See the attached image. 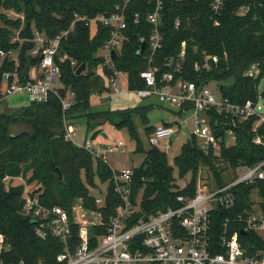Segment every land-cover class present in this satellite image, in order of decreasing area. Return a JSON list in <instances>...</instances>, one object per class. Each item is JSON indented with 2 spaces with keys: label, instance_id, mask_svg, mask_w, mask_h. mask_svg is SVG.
Instances as JSON below:
<instances>
[{
  "label": "trees",
  "instance_id": "obj_1",
  "mask_svg": "<svg viewBox=\"0 0 264 264\" xmlns=\"http://www.w3.org/2000/svg\"><path fill=\"white\" fill-rule=\"evenodd\" d=\"M122 2L0 0V49L8 52L19 48L23 66L37 64L41 57L28 54L35 45V29L44 33L48 39H53L70 28L76 13L94 17L115 11V6ZM245 5L250 6V9L242 13ZM153 7L148 0H134L126 9V39L121 53L113 57V65L121 73L127 74L130 90L146 87L141 72L149 68L146 55L153 27L146 15ZM11 10L23 14L24 18L9 17L5 11ZM136 13L142 14L138 23L134 21ZM177 19L181 21L178 29L175 28ZM160 30L163 46L157 51L153 66H157L161 73L174 71L167 64L173 59L176 67L181 66V71L176 73L177 78L183 76L196 82L199 87L217 82L221 95L235 104L264 96V91H259L264 78V0H225L221 15L211 10V0H165ZM17 31H20L21 40L13 42ZM110 36L108 27L100 25L93 32L84 22H77L74 30L63 38L56 63L63 84L59 90L60 96L70 99V93H75L71 97L69 110L64 111L61 98L53 94L46 102L27 101L25 105L8 111H3L0 105V233L5 234L12 244V251L6 255L0 254V259L10 262L24 259L28 264H58L56 256L64 248L60 239L42 240L35 234L33 223L22 210L25 185L6 187L7 178L22 176L28 183L36 182L40 186L33 193H39L43 203L71 209L79 198H83L87 206L95 207L89 187L97 186L96 179L107 182L112 177V168L106 161L99 159L95 164L87 150L66 140V123H84L87 130L91 131L96 125L111 122L119 129H128L136 139V151H145L137 135L133 116H141L150 135L156 127L149 125L146 113L153 107V103L115 110H94L91 103L93 94L111 90L109 76L112 67L98 54ZM141 37L147 41L144 55L138 53ZM183 42L186 44L182 59L180 54ZM206 55L218 56V62L211 59L210 67H203ZM73 60L76 61L75 66L72 65ZM197 62L202 66L200 71L195 69ZM83 63L86 68L78 74L77 69ZM253 66L260 70L258 76L248 73ZM1 74L2 70L0 79ZM172 112L182 115L181 111ZM210 117L216 136L222 137L220 148L218 151L213 145L207 149L202 148L195 135L184 143L180 154L175 157L180 177L192 173L191 181L184 188L176 183L175 168L169 163L167 153L156 146L147 150L145 162L134 168L133 200L137 202L140 198L142 209L135 215V220L143 214L178 208L180 203L177 198L181 194L195 196L204 171L212 179L210 187L215 188L233 178L236 166L254 165L264 159V145L254 143L256 132L253 128L257 116L241 121L212 111ZM20 123L26 125L25 129L13 132V127ZM163 124L174 125L177 121ZM230 128L236 136L233 145L226 142V132ZM259 132L263 133V127H260ZM97 133H94L93 138ZM56 168L61 170L62 179ZM235 191L239 197L236 212L251 208L256 193L264 210V180L250 186L240 185ZM120 202L110 187L107 206L103 210L107 211V215L115 213ZM234 213L223 210L214 212V241H218L225 219L233 217ZM134 222L131 221L129 225ZM77 239L75 230L72 242L77 244ZM240 239L245 246L249 243L256 247L264 245L261 236L253 232L241 235ZM256 247L249 248V253L255 251Z\"/></svg>",
  "mask_w": 264,
  "mask_h": 264
},
{
  "label": "built area",
  "instance_id": "obj_2",
  "mask_svg": "<svg viewBox=\"0 0 264 264\" xmlns=\"http://www.w3.org/2000/svg\"><path fill=\"white\" fill-rule=\"evenodd\" d=\"M134 0H123L115 6V11L100 13L94 17L75 14L70 28L53 39H48L41 31L35 29L33 39L35 45L29 50L31 57L40 56L39 63L29 65L27 75L23 74L25 66L20 59V49L5 51L0 49V105H5L9 96L21 94L29 102H46L50 96L57 95L61 98L64 111L72 105L69 98H63L59 94L63 84L60 82V68L56 63V56L61 47L63 38L74 30L77 22H84L93 32L102 25L110 29L111 36L101 48L104 50L105 61L112 67L109 76L110 92L101 93L102 96H114L125 91L121 72L113 65V51L116 56L121 53L126 39L125 30L128 27L126 9ZM177 2L183 0H174ZM153 4V10L147 12L146 18L152 25V34L149 38L146 59L149 68L141 72L146 87L136 90L141 98H153L172 111H181L178 116L172 112L176 119L191 113L194 122L192 134L203 140L201 145L209 148L213 145L220 148L222 137H217L213 128L210 112L220 116L233 117L248 120L258 117L261 123L254 125L256 132L254 143L264 145V108L259 99H248L243 104H235L224 96L217 97L209 85L198 86L196 82L183 76L177 78L176 73L181 71V66H175V60L167 62L174 71L160 72L157 66H153L156 53L163 46V34L160 26L163 16L165 0H148ZM225 6V0H211V10L216 15H221ZM250 6L242 7V13H247ZM141 13H136L134 21L139 22ZM181 26L177 19L175 28ZM20 31H17L13 42L20 39ZM141 46L144 37L140 39ZM185 42L182 44L180 58L185 56ZM141 49V48H140ZM139 49V50H140ZM218 62V56L206 55L203 67H210V60ZM9 65V66H8ZM76 65V61H72ZM201 64L196 63L195 69L200 71ZM256 67L257 66H253ZM258 69V68H257ZM259 70V69H258ZM256 73L250 75L258 76ZM250 71V70H249ZM93 94L92 96H95ZM91 96V97H92ZM96 97H100L97 96ZM178 116V117H177ZM177 124L180 125L178 119ZM174 121V122H176ZM66 123V121H65ZM235 125V123H234ZM263 127V133L259 132ZM65 138L76 146L87 150L94 159L105 161L108 152L114 149L108 145L95 146L91 138L84 143L76 139L77 125L65 124ZM226 142L233 145L236 136L232 128L227 130ZM175 129L173 125H159L149 135L152 146H158L163 139H173ZM233 138V143L229 139ZM228 140V141H227ZM123 142L118 148L124 151ZM104 147V148H103ZM134 168L112 169V177L103 182L108 186L102 190L92 187L96 192L94 196L95 207L87 206L83 198H79L67 209L61 205H47L42 202L39 193L28 192L24 195L23 213L33 223L35 234L42 240L57 238L63 243V251L56 256L58 264H264V245L257 246L249 243L243 245L240 236L253 232L264 240V210L261 206L259 195L255 194L251 208H245L236 212L239 197L235 189L240 185H254L264 180V159L254 165L241 164L233 169V178L220 187L200 186L195 196L181 194L177 200L178 208H168L156 214H143L137 220L135 215L141 209L140 198L133 200ZM104 185V184H103ZM205 185V184H204ZM110 187L118 195L120 203L115 213L107 215L103 210L107 206ZM234 212L233 217L226 218L222 224V230L218 241L213 239V214L215 211ZM135 221L129 225L130 222ZM77 230V244L73 243V232ZM244 232V233H243ZM76 241V240H75ZM256 247L249 253L248 249ZM12 251V244L5 234L0 233V254L6 255ZM0 264H28L24 259L10 262L0 259ZM40 264H43L42 262Z\"/></svg>",
  "mask_w": 264,
  "mask_h": 264
},
{
  "label": "rangeland",
  "instance_id": "obj_3",
  "mask_svg": "<svg viewBox=\"0 0 264 264\" xmlns=\"http://www.w3.org/2000/svg\"><path fill=\"white\" fill-rule=\"evenodd\" d=\"M4 11V10H3ZM9 17L16 19L18 17L24 18L23 14H18L15 11H5ZM1 25V21H0ZM104 50L100 49L98 51L99 55L104 54ZM256 70H258L256 67H252L248 73H256ZM258 74L260 73V70H258ZM257 74V73H256ZM123 78V83L125 87V91L114 95L111 99H108L110 101L112 109H128V108H134L141 105H146L149 103H153V107L150 108L147 111V118L149 119V125L153 126H159L162 125L164 121H174L176 119L175 115L171 112V110L164 106L159 101L154 100L153 98L144 99L141 98L136 92L130 91L128 88V79L127 74L122 73L121 74ZM210 89L215 93L217 97L221 96L220 92V85L217 82H212L209 84ZM259 91L262 93L264 91V78L261 81L259 85ZM27 98H25L24 95L21 94H14L12 96H9L7 99V105H2L3 111H8L9 109H15L19 108L22 105H25L27 103ZM261 104L264 106V96H261ZM108 104L107 100L101 101L97 103L96 105H93L94 110H104L107 109L105 106L102 107V105ZM7 106V107H6ZM109 106V105H108ZM107 106V107H108ZM264 111V108L262 109ZM178 117V116H177ZM134 124L136 127L137 135L139 136L140 140L143 143L145 151L138 152L136 151L137 143L136 139L131 135V133L128 131L127 128L119 129V127H115L111 122L106 121L105 123L101 125H96L94 130L88 131L87 126L84 124H78L77 125V135L76 139L79 143H84L87 138H91L93 140V143L95 146L97 145H108L109 148L112 147L114 150L112 152H108L105 161L111 166L114 170H121L123 168H135L141 166L146 158H147V150L152 148L149 141V135L146 130V125L144 124L143 119L139 115H134ZM180 122L178 124H172L175 129L176 138L174 140L170 139H163L159 142L158 147L162 151L167 153V157L169 160V163L175 168L174 174L177 178L176 183L180 188H184L192 178V173H188L184 177H180L178 168L175 164V157L180 154L182 150V146L185 142H187L190 138H192V132L194 129V122L193 118L191 116V113H187L182 116V118H177ZM176 119V120H177ZM261 123L260 120L255 122V126ZM26 125L23 123H20L13 127V132H20L24 130ZM97 133L96 137L93 138L94 133ZM104 132L107 136L104 135ZM123 142L124 151H120L117 147L119 142ZM199 143H203V140L198 138ZM228 141V140H227ZM230 143H233V138L229 139ZM202 146V145H201ZM104 148V147H103ZM202 148H204L202 146ZM205 149V148H204ZM218 151V150H217ZM95 164L97 162V159H94ZM95 166V165H94ZM227 174L228 172H224ZM63 178V177H62ZM84 178V177H83ZM211 178L208 177V173L204 171L202 174V178L199 182L200 186H207L210 187L211 184ZM97 186L101 190L103 188H107V184L103 183L99 179H96ZM6 187H9L11 185L16 186L20 184L25 185V194H28V192H33L34 189L40 186V184H37L36 182L28 183L27 179L19 176V177H9L5 180ZM104 184V185H103ZM205 184V185H204ZM90 188V193L96 192V190ZM78 200V199H77ZM76 200V201H77Z\"/></svg>",
  "mask_w": 264,
  "mask_h": 264
},
{
  "label": "water",
  "instance_id": "obj_4",
  "mask_svg": "<svg viewBox=\"0 0 264 264\" xmlns=\"http://www.w3.org/2000/svg\"><path fill=\"white\" fill-rule=\"evenodd\" d=\"M145 47H146V42L143 41L142 46H141V49H140L139 52H138L140 55L143 54V51H144ZM112 54H113V57H115V56H116V51H113ZM85 68H86V65H85V63H83L82 65H80V66L78 67V69H77V73L80 74L82 71L85 70ZM28 70H29V65H26V66H25V69H24V71H23V74H24V75H27ZM104 134H105V136H106V133H104ZM172 138H173V140H174V139L176 138V135H173ZM56 171H57V173L59 174V177L62 179L63 174H62L61 170H60L59 168H56ZM243 233H244V232H243Z\"/></svg>",
  "mask_w": 264,
  "mask_h": 264
},
{
  "label": "crops",
  "instance_id": "obj_5",
  "mask_svg": "<svg viewBox=\"0 0 264 264\" xmlns=\"http://www.w3.org/2000/svg\"><path fill=\"white\" fill-rule=\"evenodd\" d=\"M106 94H107V92H106ZM97 96V94L95 95V96H92L91 97V103H92V105H96L97 103H99V102H101V101H104V100H107V103L108 104H105V105H102V107L103 106H105L107 109H104V110H109V109H111L112 110V108H110L111 107V104L112 103H110V101H108V99H111L112 97H113V95L110 97H108V96H102L101 94H98V96H100V97H96ZM7 104V103H6ZM5 104V105H6ZM109 105V106H108ZM108 106V107H107ZM113 110H115V109H113ZM174 121H176V119L174 120ZM174 121H172V122H174ZM164 122H169L170 123V121H164ZM163 122V123H164ZM82 124H84V123H82ZM85 125V124H84ZM155 127H157V126H155ZM105 133V132H104ZM105 135V134H104ZM107 136V135H106ZM173 140V139H172Z\"/></svg>",
  "mask_w": 264,
  "mask_h": 264
}]
</instances>
